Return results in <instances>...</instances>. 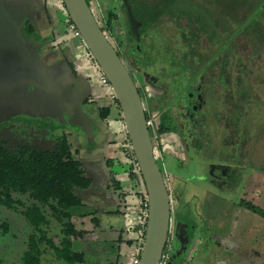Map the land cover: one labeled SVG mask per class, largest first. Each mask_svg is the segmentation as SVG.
Wrapping results in <instances>:
<instances>
[{
	"label": "rangeland",
	"instance_id": "1",
	"mask_svg": "<svg viewBox=\"0 0 264 264\" xmlns=\"http://www.w3.org/2000/svg\"><path fill=\"white\" fill-rule=\"evenodd\" d=\"M8 1L11 5L25 3ZM130 1L137 17L145 16L149 10L156 16L152 27L145 21L141 50L131 52L130 57L151 78H160L155 87H148L152 114L164 111L172 116L167 124L170 132L155 141L154 154L160 167L166 164L164 177L171 190L174 213L193 229L187 257L181 264H264V216L241 202L247 201L264 211V0ZM38 2L29 0L33 17H28L41 40L38 52L48 58V63H56L54 78L67 74L72 66L87 76L92 87L90 94L97 100L85 103L89 113L83 119L82 97L76 96L68 79H60L64 82L62 90L54 89L51 95L21 78L0 80V138L52 144L53 138L66 134L72 151L79 150L78 158L102 156V148H122L127 134L121 128L120 109L112 107L107 121L100 123L98 99L104 98L106 89L98 83L97 65L86 59L81 38L69 31L62 1L46 0L45 10ZM95 4L103 11L111 9L117 13L126 25L122 0L92 1L93 9ZM183 37L190 42V49L196 50L197 57L203 54L209 60L221 58L226 64L227 87L220 86V96L214 84L207 91L204 112L212 124L205 129V138L196 136L192 115L187 113L183 118L178 113L181 107L186 112L194 97L188 96L194 82L183 78L199 65L192 62L186 70L180 59ZM52 40L55 46L50 47ZM133 76L141 84L146 83L138 71L133 70ZM211 99L218 100L215 107ZM220 107L225 112L223 124L218 115ZM110 139L113 142L109 143ZM211 143L213 149L208 146ZM165 151L168 154L163 162L160 157ZM119 158L123 163L122 154ZM210 161L237 167L235 178L211 176L206 171ZM119 162L114 163L119 166ZM180 189L183 195L178 202L176 193ZM0 219L8 224L7 232L0 229V264H19L31 227L15 210L1 207ZM55 225H51L50 236L57 231ZM53 240L58 244L57 238ZM73 248L85 251L86 260L92 256L86 243L75 241ZM40 264L68 263L46 249Z\"/></svg>",
	"mask_w": 264,
	"mask_h": 264
},
{
	"label": "trees",
	"instance_id": "2",
	"mask_svg": "<svg viewBox=\"0 0 264 264\" xmlns=\"http://www.w3.org/2000/svg\"><path fill=\"white\" fill-rule=\"evenodd\" d=\"M129 3L135 18L144 20V23L147 21L152 27L153 23L156 21L155 14L149 10L145 16L139 18L135 15L134 7L130 0ZM62 5L65 9L63 2ZM136 5L140 6L141 4H135V6ZM145 5L151 6L149 4ZM122 6L125 10L123 3ZM98 8L102 17L103 25L101 22L99 23L101 29L106 34L109 33L111 36L118 39V46H116L115 49L122 50L123 54L121 52L118 54L123 59L126 66L130 65L131 74L133 76V70L138 71V65L130 57V53L139 50L140 39L131 33L126 11V25H124L120 22V16L111 9L103 11L99 5ZM116 23L118 24L117 34L114 33V25ZM23 29L25 33L30 36L35 34L36 28L32 21L26 18L23 22ZM140 32L141 30H139V33ZM183 40L186 49L183 50L181 55L182 61L187 60L189 57L193 58L197 56L196 50L190 49V42H187L184 37ZM71 68H73V66ZM133 80L141 98L148 108L152 101V94L149 92L148 87H155L153 82L147 81L141 84L134 79V76ZM227 82L228 81H225V88L227 87ZM194 90H196L195 87L193 91ZM115 101L119 108L117 100ZM210 102L214 104L215 101L211 99ZM223 108L220 110L221 113L218 114L221 116L220 120L222 124L225 122V120H223L225 113ZM182 109L183 107L179 109V115L183 118L187 113L192 115L196 136L205 138V129L212 124V120L209 121L207 119L208 115L204 112L205 107H198L195 110L196 113L187 108L186 112ZM151 112L152 110L148 108L145 112L146 119L150 118ZM109 113V107L98 105V116L100 119H106ZM170 120H172L170 114H166L164 111H157L153 126L149 127L150 136L151 138L154 137V140H152L153 144H155V141H157L161 135L170 132L167 126ZM215 122L216 120L213 123ZM126 143H128L127 138H125V144ZM215 145L217 144L215 143ZM198 146L201 145L199 144L196 147ZM208 146L213 149L212 143L208 144ZM73 154L72 143L69 141L66 134H61L53 138L52 144L51 142L48 144L43 142H14L7 138H0V208L2 207L19 212L26 223L31 227V232L27 239L26 250L23 252L19 264H40L41 256L46 249H49L54 257L68 264H81L84 261L85 253L83 251L74 250L73 248L74 242L84 233V231L74 223L73 218L76 216H84V214H80L79 211L81 208V200L78 191L89 187L91 180L85 174L82 162L76 159ZM165 155L167 154H163L164 158ZM160 169L164 175L167 171L165 162ZM133 175L141 177L140 172ZM142 190H144V197H146L145 188L142 187ZM241 202L249 209L258 211L264 216V211L261 208L244 200ZM52 224L57 225H55L57 231L50 236L49 233ZM188 225H190V223H186V220L178 215L176 228L173 234L171 232L170 241L174 237L175 240L174 243L173 241L169 242L173 246V249L170 252L171 257H169L167 264H179L182 262L183 257L177 252V248L184 243V238L186 237L185 230L188 228ZM0 229L3 232L8 231L7 222L1 219ZM53 238L58 239V244H55ZM41 244L44 245V248L41 247ZM174 258L177 259L176 262H174Z\"/></svg>",
	"mask_w": 264,
	"mask_h": 264
},
{
	"label": "water",
	"instance_id": "3",
	"mask_svg": "<svg viewBox=\"0 0 264 264\" xmlns=\"http://www.w3.org/2000/svg\"><path fill=\"white\" fill-rule=\"evenodd\" d=\"M62 2L69 19L79 31L83 44L110 82L119 105L128 143L144 182L148 219L138 264H159L165 245L171 239L173 215L171 196L154 154L144 101L129 69L99 25V9L96 7L94 13L86 0ZM122 3L126 9L130 31L138 38L140 22L135 18L129 0H122ZM31 14L32 11L25 6L11 5L8 0H0V80L21 78L33 86L43 87L44 92L51 95L54 89H59V81L62 78H54L56 63L48 64L46 56L41 60L36 47L31 46L23 34V22ZM117 29L116 23L115 34ZM72 84L73 91L79 92L82 79L76 77ZM81 115L86 119V113L81 111ZM215 168H218L215 164L206 165L210 174ZM182 192V189L178 191V202L182 200Z\"/></svg>",
	"mask_w": 264,
	"mask_h": 264
},
{
	"label": "crops",
	"instance_id": "4",
	"mask_svg": "<svg viewBox=\"0 0 264 264\" xmlns=\"http://www.w3.org/2000/svg\"><path fill=\"white\" fill-rule=\"evenodd\" d=\"M23 1L25 3L19 5L32 11L29 0ZM36 1H40L43 9H46V0ZM31 16L33 17V14ZM29 37L36 39V43H41L36 34ZM52 41L54 44L50 47L55 46V41ZM36 48L39 50V45ZM66 52L70 53L68 49H66ZM75 69L73 67V70L82 79V87L85 84L89 88L84 97L96 101L97 97L94 98L90 94L92 87L89 78L78 73ZM98 102H100L98 105L109 107L110 110L112 107L118 108L117 105L110 103L105 97L98 99ZM107 118H99L100 123L107 121ZM125 138L122 141L123 145L125 144ZM108 142H113V139L108 140ZM74 150L73 156L82 162L85 174L91 180L89 187L78 191L81 200L79 211L84 216L73 218L77 227L84 231L77 241L86 243L92 252V256L87 260L84 258L82 264H132L138 244L135 229L138 222L137 191L142 189L140 177L130 172L132 165L123 151V146L120 149L111 148V150L102 148L104 155L89 156L88 158H78L79 150L77 148ZM121 154L124 158L123 163L119 162L121 161L119 158ZM163 154L168 153L166 151L162 152L160 157L162 161L164 159ZM114 162H119L120 165L118 166ZM83 252L86 254L85 251Z\"/></svg>",
	"mask_w": 264,
	"mask_h": 264
},
{
	"label": "flooded vegetation",
	"instance_id": "5",
	"mask_svg": "<svg viewBox=\"0 0 264 264\" xmlns=\"http://www.w3.org/2000/svg\"><path fill=\"white\" fill-rule=\"evenodd\" d=\"M86 1L89 4V6L92 9V11L95 13V11H96L95 9H96V7L98 8V5L95 4L94 9H93V6L91 5V2L92 1L96 2V0H86ZM125 11H126V9H125ZM99 12H100V10H99ZM100 17H101V13H100ZM137 20L140 22L138 31L141 30V32L139 33L138 38L141 40L142 35H143V32H142L143 31V25L145 23H144V20H139V19H137ZM100 22H102V17H101V19L99 18V23ZM129 28H130V25H129ZM22 29H23V27H22ZM23 34L25 35L26 40L29 42V44L31 46H34V47L35 46L37 47V45L40 46L41 43L37 42V43H39V44H37L35 42L36 39L30 38L29 35H27L25 33L24 29H23ZM106 35H107L108 39L110 40V42L112 43V45L114 46V48L116 46H118V39H116L115 37H113L111 35L109 36L108 33ZM182 49L183 50L186 49L185 45H184V48L182 47ZM140 50H141V47H139L138 51H140ZM38 51H39L38 48H36L37 55L39 56V58H41V60H43L42 59L44 57L43 54L39 53ZM116 51L118 53H120V52L122 53V50H120V49L116 50ZM180 59H181V57H180ZM192 62H196V64L199 63L198 69L192 74L188 73V75L187 76L185 75V77L183 79H184V81L194 82L193 83L194 84L193 89L195 87L196 90L198 91L197 92L196 90H194L193 92H189L188 93L189 97H191V96H194V97L192 98V101L190 102L191 103L190 108L186 106L188 108V110H191V111L193 110V112H195V110L198 107L203 108V107H205L207 105V102H208L207 91H208V89L210 88L211 85H213V84L215 85V89H216V91L219 90L218 93H219V96H220V86H224L225 81H229V79H228V74H226V72H224V69L226 68V64H225L224 59L215 58L213 60H209V58L203 56V54H201V56H198V57L197 56H194L193 58L189 57L187 60L183 61L184 65H185V68H187L186 70L190 69L189 64H191ZM205 62H207L208 64H205L203 66V64ZM51 63L52 62H50L49 64H51ZM137 65H138V72L144 77V79L146 80L145 82L151 81V82H153V84L155 86V84H156L155 81H158L160 78H158V77H155V79L151 78L149 76V74L147 73L146 69L142 68L139 64H137ZM127 68L129 69V71L131 73L130 65L127 66ZM76 77H79L78 74L73 70V68H71L70 71L67 74L63 75L61 78H65V80L68 79V81L73 82V80L75 81ZM63 83L64 82L59 81L60 90H62ZM88 89H89L88 86L84 85L82 88H80L79 92H77V90H76V93L74 92L76 94V96H81L83 98L82 99V104H83L82 105V111L84 113H86V114H88L89 112L87 111V109H86V107L84 105H85L86 102H88L89 99L84 97V96H85V94H87ZM221 91H223V90H221ZM217 103H218V100L215 101L214 105H216ZM216 127L218 129H220V127H218L217 124H216ZM206 164H215V165L218 166V168L217 169L215 168L213 170V173L211 174V176H213V177H215L217 179L232 180V179L235 178V176L237 174V171H238L237 167H235V166H233L231 164H228V163H219V162H211L210 161L209 163H206ZM222 166H225V167H222ZM223 173H224V175H222ZM218 176H220V177H218ZM182 195H183V192H182ZM176 196L178 197V192L176 193ZM172 215H173V222H172L171 232L173 234V232H174V230L176 228L175 224H177L178 213L177 212L174 213V211L172 209ZM192 232H193L192 226L188 225V228L185 230L186 237L184 238V243L181 244L180 246H178V248H177V252H179V254L182 257H184V258H185V256L187 257V253H188L189 248H190V243H191L192 238H193ZM174 240H175V237L171 241H173V243H174ZM171 241L169 240L168 242H171ZM171 247L173 249L172 245H171ZM172 249H171V251H172ZM169 257H171V256L169 255ZM176 260H174V262H176ZM179 264H181V263H179Z\"/></svg>",
	"mask_w": 264,
	"mask_h": 264
},
{
	"label": "built area",
	"instance_id": "6",
	"mask_svg": "<svg viewBox=\"0 0 264 264\" xmlns=\"http://www.w3.org/2000/svg\"><path fill=\"white\" fill-rule=\"evenodd\" d=\"M65 21L69 25V31L73 32V34L75 36H79L80 37L79 31L76 29L75 25L71 22V20L69 18H67ZM84 49L86 50V59L91 61V62H94L97 65V63L95 62L93 56L88 51V49L85 47V45H84ZM97 73H98V83H99V85L101 87H103L104 89H106L104 97L110 103H112L114 105H117V103L115 101L116 98H115V95H114V93L112 91L110 82L107 79V77L105 76V74L100 70L98 65H97ZM144 108H145V112H146L148 108L146 107L145 103H144ZM152 113L153 112H151L150 118L146 119L148 127H152L153 126L154 118H155V116L157 114V112L155 114H152ZM121 128H122V130L125 131V126H124L123 122L121 123ZM123 151H124L126 157L128 158L129 162L132 165V167L130 169V172L132 174H136V173L140 172L139 168H138V165H137V162H136V159H135V156H134V153H133L129 143H126V144L123 145ZM168 190H169V193H170L171 190H170L169 187H168ZM143 191L144 190H142V189L137 191L136 204H137V207H138V222H137L135 231H136L137 243L138 244L136 246V250H135V253H134V258H133L132 264H138L139 256H140V250H141V247H142V243L144 241L145 229H146V224H147V219H148V200H147V195H146V197H144ZM171 249H172L171 243L167 242L166 245H165V248H164V250L162 252L161 260H160L159 264H167V262L169 260V255H170Z\"/></svg>",
	"mask_w": 264,
	"mask_h": 264
}]
</instances>
